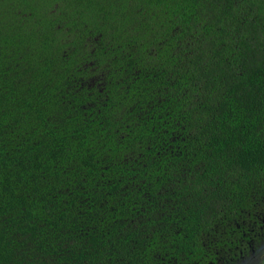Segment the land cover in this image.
Instances as JSON below:
<instances>
[{"label":"trees","instance_id":"trees-1","mask_svg":"<svg viewBox=\"0 0 264 264\" xmlns=\"http://www.w3.org/2000/svg\"><path fill=\"white\" fill-rule=\"evenodd\" d=\"M263 246L264 0H0V264Z\"/></svg>","mask_w":264,"mask_h":264},{"label":"rangeland","instance_id":"rangeland-1","mask_svg":"<svg viewBox=\"0 0 264 264\" xmlns=\"http://www.w3.org/2000/svg\"><path fill=\"white\" fill-rule=\"evenodd\" d=\"M233 264H264V246L260 249H256L254 253L246 259L239 260V262Z\"/></svg>","mask_w":264,"mask_h":264}]
</instances>
